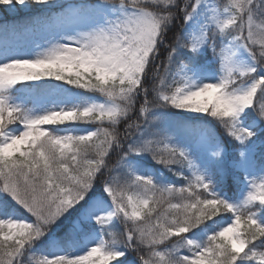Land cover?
I'll list each match as a JSON object with an SVG mask.
<instances>
[{"label": "snow or ice", "instance_id": "6c2138e0", "mask_svg": "<svg viewBox=\"0 0 264 264\" xmlns=\"http://www.w3.org/2000/svg\"><path fill=\"white\" fill-rule=\"evenodd\" d=\"M33 5L0 41V264H264V0L0 11Z\"/></svg>", "mask_w": 264, "mask_h": 264}, {"label": "rangeland", "instance_id": "374dc122", "mask_svg": "<svg viewBox=\"0 0 264 264\" xmlns=\"http://www.w3.org/2000/svg\"><path fill=\"white\" fill-rule=\"evenodd\" d=\"M61 2H63V3H69V4H73V3H79V2H81V0H61ZM34 6V5H33ZM35 7V10H37L36 9V6H34ZM35 10H32V11H35ZM23 13V12H22ZM24 13H28V12H24ZM15 21L17 20V17H16V19H14ZM11 22H13V21H11ZM8 23V22H7ZM5 22H3L2 23V27L4 28L5 27ZM7 29H8V32H7V35L9 36V35H11L12 34V39H9V40H11V41H9V42H12V43H19V44H21V45H24V44H26L28 41H30V40H32V39H35L36 37H34V36H32V35H29V34H16L15 32H14V30H13V24H7ZM1 30H4V29H0V32H1ZM15 35H14V34ZM4 38H5V36H1L0 35V41H3L4 40ZM53 83H58V82H53ZM259 102V101H258Z\"/></svg>", "mask_w": 264, "mask_h": 264}, {"label": "trees", "instance_id": "16d2710c", "mask_svg": "<svg viewBox=\"0 0 264 264\" xmlns=\"http://www.w3.org/2000/svg\"><path fill=\"white\" fill-rule=\"evenodd\" d=\"M33 10H35V7L32 6ZM36 13V10L35 11H32L31 13H19V14H11V13H4L2 11H0V29H4L1 25L3 22L7 23V24H13L14 25H17V24H20V23H23L24 22V18L26 17V15H34ZM17 17V20L15 21L14 19H16ZM13 21V22H11ZM14 34V33H13ZM0 35L1 36H5L4 35V30H1L0 32ZM15 35V34H14ZM12 34L11 35H7V39L8 41H11L9 39H12ZM54 82V81H53ZM231 194V193H230ZM227 215H230V214H225V216Z\"/></svg>", "mask_w": 264, "mask_h": 264}]
</instances>
